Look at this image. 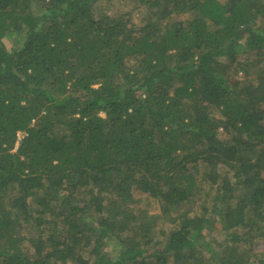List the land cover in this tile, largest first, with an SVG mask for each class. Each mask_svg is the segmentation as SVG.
<instances>
[{"label": "trees", "instance_id": "trees-1", "mask_svg": "<svg viewBox=\"0 0 264 264\" xmlns=\"http://www.w3.org/2000/svg\"><path fill=\"white\" fill-rule=\"evenodd\" d=\"M132 1L0 0V264H264V0Z\"/></svg>", "mask_w": 264, "mask_h": 264}, {"label": "rangeland", "instance_id": "rangeland-1", "mask_svg": "<svg viewBox=\"0 0 264 264\" xmlns=\"http://www.w3.org/2000/svg\"><path fill=\"white\" fill-rule=\"evenodd\" d=\"M103 6H105V2H103ZM135 6L134 2L132 0H116V2H114V4H112V6L110 7V13L114 14V13H120V12H123V11H128V10H131L133 9ZM138 15L135 17V20H138ZM9 39V38H8ZM7 39V40H8ZM17 39L16 37L15 38H11L10 41H8L7 43V47L11 50H14V44L16 43ZM142 201V200H141ZM141 205L148 209L149 212L151 213H158V207H157V204L155 203V201L151 198H143V201L141 203ZM223 236V234H218L217 231L213 232V235L212 237H216L218 239H221ZM248 250H252V252H255V253H258L260 255H264V243L263 241L262 242H259L257 243L256 245H252L251 248H249Z\"/></svg>", "mask_w": 264, "mask_h": 264}]
</instances>
